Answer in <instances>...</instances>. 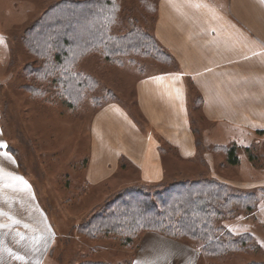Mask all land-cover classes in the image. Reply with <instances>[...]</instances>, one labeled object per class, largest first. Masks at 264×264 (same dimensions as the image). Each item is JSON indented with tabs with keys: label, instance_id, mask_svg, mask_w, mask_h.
<instances>
[{
	"label": "rangeland",
	"instance_id": "1",
	"mask_svg": "<svg viewBox=\"0 0 264 264\" xmlns=\"http://www.w3.org/2000/svg\"><path fill=\"white\" fill-rule=\"evenodd\" d=\"M60 1L0 0V56L5 50L9 52L5 83L0 84V124L6 147L31 179L53 228L54 241L40 264H132L141 235L149 230L128 243L123 235L89 238L78 229L119 192L143 183L130 168L124 172L127 166L122 159L110 182L85 181L90 122L95 109L104 103L134 105L136 80L177 69V62L167 50V56L154 57L153 52L132 48V34L125 36L133 28L153 36L157 0H104L100 18L81 20L69 37L70 45L58 42L35 48L41 54L35 56L33 48L24 42L25 33ZM93 25L122 38L118 40L121 46L114 42L107 47L102 35L91 31ZM187 88L197 154L179 161L175 147L163 134H155L170 176L152 191L181 181H217L222 186L224 205L213 225L219 228L220 240L233 245L224 253L212 255L197 239L164 237L197 250L195 264H264V130L242 136L225 132L205 116L202 96L190 81ZM232 146L236 164H230L227 157Z\"/></svg>",
	"mask_w": 264,
	"mask_h": 264
},
{
	"label": "crops",
	"instance_id": "2",
	"mask_svg": "<svg viewBox=\"0 0 264 264\" xmlns=\"http://www.w3.org/2000/svg\"><path fill=\"white\" fill-rule=\"evenodd\" d=\"M152 34L178 67L137 79L131 107L110 101L95 109L88 184L110 182L120 159L137 181H164L170 175L157 133L175 147L179 161L196 156L187 81L200 92L205 116L225 132L264 130V0H157ZM8 53L0 56V84ZM0 142V261L40 264L54 241L53 228L31 179L7 150L1 124ZM198 255L147 231L132 264H195Z\"/></svg>",
	"mask_w": 264,
	"mask_h": 264
},
{
	"label": "trees",
	"instance_id": "3",
	"mask_svg": "<svg viewBox=\"0 0 264 264\" xmlns=\"http://www.w3.org/2000/svg\"><path fill=\"white\" fill-rule=\"evenodd\" d=\"M102 4L104 0H62L49 8L39 21L26 31L24 42L29 48H33L31 50L35 56H41L35 48H45V45L58 44V42L70 45L69 37L72 31L74 29V32L76 31L81 20H89L97 16L100 18V14H103ZM93 27L95 29L91 27V31L99 32L107 43V47L114 42L121 46L122 43L120 44L118 40L122 41V38L109 32L99 31L98 25ZM131 34L130 44L128 43L130 47L153 52L154 57L167 56L164 51L166 49L144 29L133 28L127 31L125 36L128 37ZM94 35L85 39H91ZM234 152L233 146L227 149L230 164H236L238 161ZM206 183L209 187L205 186ZM160 186L159 183L143 182L122 190L78 228L80 233L89 238L103 234L123 235L125 241L129 243L142 232L149 230L169 238L185 236L197 239L203 244V250L212 255L221 254L230 249L233 243L220 240L219 228L213 225V220L219 215V209L224 205L223 198L220 196L221 184L213 180L209 182L181 181L163 187L161 190L152 191ZM81 264L105 263L87 261Z\"/></svg>",
	"mask_w": 264,
	"mask_h": 264
},
{
	"label": "snow or ice",
	"instance_id": "4",
	"mask_svg": "<svg viewBox=\"0 0 264 264\" xmlns=\"http://www.w3.org/2000/svg\"><path fill=\"white\" fill-rule=\"evenodd\" d=\"M4 146L3 142H0V147Z\"/></svg>",
	"mask_w": 264,
	"mask_h": 264
}]
</instances>
